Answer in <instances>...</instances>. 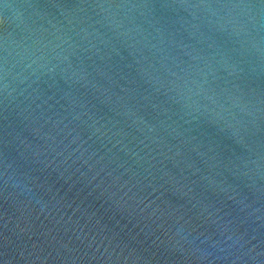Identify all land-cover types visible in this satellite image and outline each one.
I'll use <instances>...</instances> for the list:
<instances>
[{
  "label": "water",
  "instance_id": "obj_1",
  "mask_svg": "<svg viewBox=\"0 0 264 264\" xmlns=\"http://www.w3.org/2000/svg\"><path fill=\"white\" fill-rule=\"evenodd\" d=\"M261 3L0 0V264H264Z\"/></svg>",
  "mask_w": 264,
  "mask_h": 264
},
{
  "label": "clouds",
  "instance_id": "obj_2",
  "mask_svg": "<svg viewBox=\"0 0 264 264\" xmlns=\"http://www.w3.org/2000/svg\"><path fill=\"white\" fill-rule=\"evenodd\" d=\"M111 7V6H108ZM195 7V6H193ZM205 8H213V7H220V8H235V7H250L248 5H218V6H213V5H203ZM261 7V6H260ZM7 87V85H5ZM9 168L11 165L8 166ZM8 181L12 184L13 187L15 188H20L21 191H24L26 193H30L31 189L27 187V185L23 184L18 177L14 175L13 172H9L8 174ZM239 239V238H238ZM188 243H192V241H188Z\"/></svg>",
  "mask_w": 264,
  "mask_h": 264
},
{
  "label": "snow or ice",
  "instance_id": "obj_3",
  "mask_svg": "<svg viewBox=\"0 0 264 264\" xmlns=\"http://www.w3.org/2000/svg\"><path fill=\"white\" fill-rule=\"evenodd\" d=\"M261 7H264V0H262V3L260 5Z\"/></svg>",
  "mask_w": 264,
  "mask_h": 264
}]
</instances>
